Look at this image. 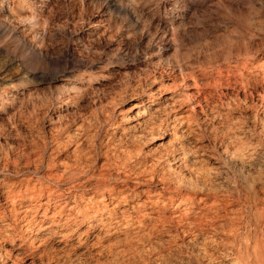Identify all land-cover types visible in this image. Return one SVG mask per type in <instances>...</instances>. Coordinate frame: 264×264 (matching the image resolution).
<instances>
[{"label":"bare ground","instance_id":"bare-ground-1","mask_svg":"<svg viewBox=\"0 0 264 264\" xmlns=\"http://www.w3.org/2000/svg\"><path fill=\"white\" fill-rule=\"evenodd\" d=\"M59 1L0 0V54H43ZM101 1L78 0L81 20ZM160 1L179 25L142 26L137 46L178 58L193 2ZM216 15L234 30L204 44V59L146 70L110 96L122 77L103 64L56 76L61 91L42 100L31 80H1L0 264H153V250L183 249L194 264H264V176L250 174L264 154V102L249 101L264 85V0H230ZM13 21L24 29L8 38Z\"/></svg>","mask_w":264,"mask_h":264},{"label":"rangeland","instance_id":"rangeland-1","mask_svg":"<svg viewBox=\"0 0 264 264\" xmlns=\"http://www.w3.org/2000/svg\"><path fill=\"white\" fill-rule=\"evenodd\" d=\"M189 1H192L193 3L191 7L188 8L189 10L187 11L186 15L188 20H185V24L187 23L188 28L186 26V29H190V32L192 31V35L191 33H189V30L187 31L188 34L186 32V36H188V39L184 38L182 40L184 46L183 49H185L181 51V54H179L180 56H178L177 58L174 48L166 51L164 50V45L158 44V46H156L157 49H146L145 51L144 47H142V50V48H139L137 46V42L139 41L138 36H141L143 31L142 26H144L143 28L150 27V31L154 32L157 26V22L161 18L164 20L167 19L169 23L173 22L179 25L180 22H178L179 19L177 20L176 16H174L175 18L172 16V14L167 16L165 15V11H162L163 9L159 10L158 5L161 3L160 0H102L94 6V9L92 7L87 11L84 16V20H81L80 11L78 9L80 4L78 3V0H75V2L73 0H60L59 3L54 6L53 11L51 12L50 24H52H49L48 26L49 32L44 44V48L46 47V50L43 48V54H39L38 52H25L24 55H21L18 52H2L0 54V82L2 79L9 80V78L11 79L13 77L21 78V80L24 82L25 80H31V85L36 87L37 89L33 93V95L36 96L35 99L37 100L38 98V100H42L43 97L52 98L53 95H56L61 91L54 87L53 83L56 76L63 77L65 75L74 73L81 69V66L86 64L108 65V69L112 70L114 74H117L118 72L119 74H121L123 80L120 79L118 81L119 83L117 82V85H114L116 87L109 89V96L113 95L112 93L116 94V92L122 88L126 81H137L138 78L142 77L145 74L146 70L159 71L168 75L170 74L171 68L174 65L176 66L177 60L181 64L185 63V65H188L192 62L194 63V59L196 60V58L198 59V57L204 59V44H220L224 40L223 35L225 34V31L234 30L233 24H231V21H229L228 19H225L223 21L219 20L218 22L216 21L217 17H215L216 19L214 18L219 8L222 9L227 6L230 0ZM181 5L182 4L179 3L174 7H177L178 10L180 9ZM0 10L2 9L0 8ZM4 11L6 13L5 8ZM135 12L137 13L134 14ZM5 13H0L1 21L7 20L5 18L7 17ZM177 24L175 25V28H177ZM92 25H97L99 27L98 33H94L93 35L90 34V27ZM21 28L24 29V24H22L21 22L17 23V21H13L11 24L12 30L11 33L8 34V38L13 33L19 35L20 31L23 30ZM102 29L106 30V33ZM99 33L101 34L99 35ZM35 36H37L36 33ZM32 38L35 39L34 36H29L28 40H33ZM34 41L35 40H33V42ZM213 41L214 43L216 41L217 42L214 44ZM156 67H158V69ZM34 74L39 75L37 76L38 79L33 78L32 75ZM263 88L264 85L256 87V89L253 91V98L250 97L249 99L250 103L252 101H254L255 103H260V100H263L262 102H264ZM228 92L229 94L233 93L232 90H229ZM128 107L130 106L127 105L126 108ZM28 108L31 112V106H29ZM103 111L104 110H102V112ZM246 112L250 113L251 110H248ZM90 113L91 112H89V110L88 113L86 111V117ZM76 117L78 118L79 116L76 115ZM89 119L92 120L91 123H93V119L90 117ZM148 141V143L146 141H144L143 143L145 144V150L148 153H151L150 155L158 154V152L153 153L155 152L153 142L150 141V139H148ZM259 159L262 162L259 161V166L257 165L256 172L255 170H252L253 173L250 172L251 175L264 176V160H262L264 159V154ZM260 169L263 171L261 172ZM121 247H119L118 249H121ZM183 250L184 251L182 253L180 251L176 253V251L169 252L168 250H163L161 252H156V250H153V254L155 257L153 256V254H150V257L152 256L153 258V262H150L154 264L157 259L158 264H181V261L183 262L184 260L182 264H194V262H191L187 257H185V255L188 256L190 254V251L187 249ZM150 251L151 250H144L142 251V253H135L137 262L139 263L140 255H147V253L149 254ZM174 254L177 256H175ZM177 257H179L178 259L180 263L178 262ZM106 258L107 256L104 258L106 261L101 259V262L105 261L103 264H111V258H109V260H107ZM158 258H160V260ZM181 258L182 260H180ZM172 259H176V261H173ZM185 259H187L188 261L186 262ZM97 260L98 258L96 256L89 257L87 255H76L72 256L69 259L64 258L58 264H102L101 262H99L100 259L98 261ZM123 260V258L119 260L121 261L120 264L123 263ZM119 261L117 262L118 264Z\"/></svg>","mask_w":264,"mask_h":264}]
</instances>
